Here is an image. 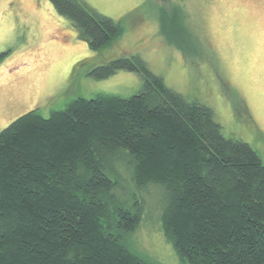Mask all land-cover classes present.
I'll use <instances>...</instances> for the list:
<instances>
[{
    "label": "trees",
    "instance_id": "obj_1",
    "mask_svg": "<svg viewBox=\"0 0 264 264\" xmlns=\"http://www.w3.org/2000/svg\"><path fill=\"white\" fill-rule=\"evenodd\" d=\"M91 50L121 21L81 0H47ZM4 54H0V61ZM138 73L128 98H77L0 131V264H155L124 243L141 220L129 186L164 194L160 228L188 264H264V162L212 110L167 87L137 55L90 72Z\"/></svg>",
    "mask_w": 264,
    "mask_h": 264
},
{
    "label": "rangeland",
    "instance_id": "obj_2",
    "mask_svg": "<svg viewBox=\"0 0 264 264\" xmlns=\"http://www.w3.org/2000/svg\"><path fill=\"white\" fill-rule=\"evenodd\" d=\"M121 21L122 34L94 51L47 0H0V131L37 110L45 118L77 98H128L138 73L90 72L137 55L165 85L208 106L222 134L248 143L264 162V0H81ZM142 207L124 243L155 264H188L163 235L160 187L129 186ZM136 205V204H135Z\"/></svg>",
    "mask_w": 264,
    "mask_h": 264
}]
</instances>
